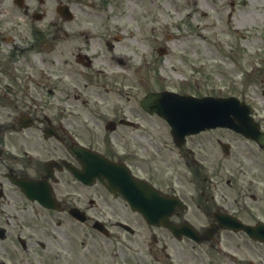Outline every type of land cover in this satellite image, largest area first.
Segmentation results:
<instances>
[{"label":"flooded vegetation","instance_id":"flooded-vegetation-1","mask_svg":"<svg viewBox=\"0 0 264 264\" xmlns=\"http://www.w3.org/2000/svg\"><path fill=\"white\" fill-rule=\"evenodd\" d=\"M21 2L0 0V264H264V146L177 144L141 106L208 88L160 63L174 0Z\"/></svg>","mask_w":264,"mask_h":264},{"label":"rangeland","instance_id":"rangeland-1","mask_svg":"<svg viewBox=\"0 0 264 264\" xmlns=\"http://www.w3.org/2000/svg\"><path fill=\"white\" fill-rule=\"evenodd\" d=\"M203 2L205 5L207 4L209 10L210 8L213 10L210 17L202 19V22L208 27L207 29L203 28L202 33L204 37L208 36L211 40L209 44L215 54L214 58H222L223 63H236V61L243 63L245 67L240 68V75L242 78L245 77V85H249V90L242 87H239L238 90L243 89L251 93L253 97H261L264 103V0H203ZM232 3L235 5L233 6ZM197 6L199 7V5ZM232 11H234L233 19L229 16ZM198 12L199 10L196 12L195 22L197 19H201L197 16ZM233 22L240 29L239 31H241L239 26L245 25V29L242 30L244 36L238 35L232 29ZM201 26L203 27V25ZM185 27L189 30L187 26ZM217 35L220 38L218 44L221 43V45L215 47L218 41ZM214 42L216 43L213 46ZM196 44L200 48L203 45L200 41H197ZM230 53L235 55L236 61L233 59L229 61ZM190 57L191 59L196 58L191 55ZM200 57H207L204 51L200 52ZM246 70L251 74L250 78L246 77ZM263 107L264 105L261 106V108Z\"/></svg>","mask_w":264,"mask_h":264},{"label":"water","instance_id":"water-1","mask_svg":"<svg viewBox=\"0 0 264 264\" xmlns=\"http://www.w3.org/2000/svg\"><path fill=\"white\" fill-rule=\"evenodd\" d=\"M193 116H194V120L201 122L204 120L205 117H209L211 115H208V114H205L204 112H201V113H196Z\"/></svg>","mask_w":264,"mask_h":264}]
</instances>
